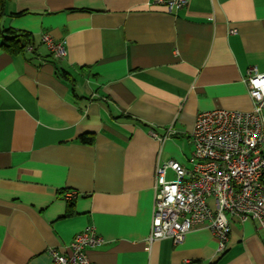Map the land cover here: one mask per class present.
Listing matches in <instances>:
<instances>
[{
  "label": "crops",
  "instance_id": "crops-1",
  "mask_svg": "<svg viewBox=\"0 0 264 264\" xmlns=\"http://www.w3.org/2000/svg\"><path fill=\"white\" fill-rule=\"evenodd\" d=\"M153 1L8 0L0 264H52L49 249L69 253L89 230L105 241L88 250L94 264H264V231L251 220L231 221L224 253L205 226L181 244L149 241L157 168L190 167L198 114L253 109L245 77L264 73V0L172 11ZM8 29L31 34L32 50L6 52ZM45 34L65 43V59L52 57ZM88 134L94 143L82 144Z\"/></svg>",
  "mask_w": 264,
  "mask_h": 264
},
{
  "label": "built area",
  "instance_id": "built-area-1",
  "mask_svg": "<svg viewBox=\"0 0 264 264\" xmlns=\"http://www.w3.org/2000/svg\"><path fill=\"white\" fill-rule=\"evenodd\" d=\"M190 0H154L169 11L181 9ZM236 33V31H232ZM55 60L67 56L64 42L43 36ZM32 50L31 48H28ZM245 81L253 102L247 112L217 109L201 112L191 135L193 152L190 167L175 161L157 168L155 210L150 242L172 239L183 243L186 235L207 227L218 244V252L228 247L231 221H254L264 231V73L247 71ZM175 173L167 179V171ZM68 191L65 198H76ZM214 200V208L209 200ZM77 234L69 253L49 249L52 264H94L88 250L102 246L104 239L94 230Z\"/></svg>",
  "mask_w": 264,
  "mask_h": 264
},
{
  "label": "trees",
  "instance_id": "trees-1",
  "mask_svg": "<svg viewBox=\"0 0 264 264\" xmlns=\"http://www.w3.org/2000/svg\"><path fill=\"white\" fill-rule=\"evenodd\" d=\"M8 0H0V18L5 14L6 4ZM3 34H6L3 36L4 41L2 44V48L6 50V52L10 54H18V53H24L25 50L32 45L33 43V37L31 34L24 32V31H18L13 29H8L3 32ZM52 55V54H51ZM53 57V55H52ZM63 77L65 79H69V75L66 73H62ZM79 141L82 144L91 145L95 141L94 135H82L79 138ZM262 182L264 183V176L262 178Z\"/></svg>",
  "mask_w": 264,
  "mask_h": 264
},
{
  "label": "rangeland",
  "instance_id": "rangeland-1",
  "mask_svg": "<svg viewBox=\"0 0 264 264\" xmlns=\"http://www.w3.org/2000/svg\"><path fill=\"white\" fill-rule=\"evenodd\" d=\"M209 203H210L211 206L214 208V200H213V199H210V200H209Z\"/></svg>",
  "mask_w": 264,
  "mask_h": 264
}]
</instances>
